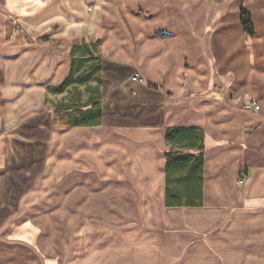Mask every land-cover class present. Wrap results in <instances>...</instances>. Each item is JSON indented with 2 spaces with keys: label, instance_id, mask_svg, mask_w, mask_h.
Instances as JSON below:
<instances>
[{
  "label": "crops",
  "instance_id": "1",
  "mask_svg": "<svg viewBox=\"0 0 264 264\" xmlns=\"http://www.w3.org/2000/svg\"><path fill=\"white\" fill-rule=\"evenodd\" d=\"M9 15L69 47H0V209L25 177L9 153L36 148L33 178L67 168L71 200L153 221L147 260L264 264V0H0V41ZM171 130L201 142L170 145ZM168 178L185 183L176 201Z\"/></svg>",
  "mask_w": 264,
  "mask_h": 264
},
{
  "label": "rangeland",
  "instance_id": "2",
  "mask_svg": "<svg viewBox=\"0 0 264 264\" xmlns=\"http://www.w3.org/2000/svg\"><path fill=\"white\" fill-rule=\"evenodd\" d=\"M3 29L1 49L11 51L29 44L68 51V41L43 40L15 16L5 17ZM46 134L25 131L22 135L36 143L46 139ZM13 148L10 158L24 170L25 177L15 173L7 183L11 192L5 207L0 209V264H159L146 259L148 236L154 233V228L145 230L153 222L146 220V215L140 226L136 216L102 215L99 198L88 202L76 197L71 200L67 168L60 174L65 178H33L40 166V153L36 148ZM10 158L7 161L12 167ZM32 159L35 165L29 173L27 167L33 164ZM84 205L92 214L82 213ZM92 239L103 241L105 247H94Z\"/></svg>",
  "mask_w": 264,
  "mask_h": 264
},
{
  "label": "trees",
  "instance_id": "3",
  "mask_svg": "<svg viewBox=\"0 0 264 264\" xmlns=\"http://www.w3.org/2000/svg\"><path fill=\"white\" fill-rule=\"evenodd\" d=\"M240 25H241V27H242V29H243V31H244V33L246 34L247 37H252L253 36V27H252V24H251L250 16L243 9H241V11H240ZM93 73H95V71L91 72V74L87 78L90 79V77H91V75H93ZM66 84L67 83H64V86ZM61 89L62 88L60 87V88H57V89L52 90V91L55 92V93H59L61 91ZM183 132H185V131H183V130H171V131H168L166 133V142L168 144H170V145H173V146H179L181 144H184V143H186L185 140H187L189 142H193V141L194 142L199 141V143L201 142V137H197L196 135L193 136L192 133L190 134V136L187 137L186 135H182ZM187 132H192V131H186V133ZM198 150L200 152L202 150V147H201L200 144H199ZM192 158L193 157H187V158L178 157L176 160H188V159H192ZM181 166H182V162L179 161V164L175 165L174 167L181 168ZM182 182H183V180L181 178H178L177 180L174 179V178H168L167 179V181H166V197L168 199L169 198L170 199L172 198L171 200L175 199L174 201H176L178 199V197L175 194L174 190H175L177 185L185 184V183H182ZM169 184H170V186H169ZM187 185H189V183L184 185V189L187 188L186 187ZM187 189L190 191V190H192V187L190 186ZM169 204L170 203L168 201V205ZM186 204L190 205L189 199L186 200Z\"/></svg>",
  "mask_w": 264,
  "mask_h": 264
},
{
  "label": "built area",
  "instance_id": "4",
  "mask_svg": "<svg viewBox=\"0 0 264 264\" xmlns=\"http://www.w3.org/2000/svg\"><path fill=\"white\" fill-rule=\"evenodd\" d=\"M131 79L133 82H137V83L142 82V79L140 77H138L137 75L133 76ZM244 109L246 111L251 112V111L257 110L258 107H257V104L255 102H250L244 106Z\"/></svg>",
  "mask_w": 264,
  "mask_h": 264
}]
</instances>
